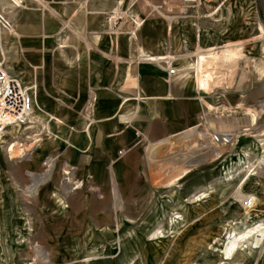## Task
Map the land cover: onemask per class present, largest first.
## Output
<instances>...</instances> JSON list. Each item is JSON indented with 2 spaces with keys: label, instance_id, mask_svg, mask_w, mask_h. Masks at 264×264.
<instances>
[{
  "label": "crops",
  "instance_id": "1",
  "mask_svg": "<svg viewBox=\"0 0 264 264\" xmlns=\"http://www.w3.org/2000/svg\"><path fill=\"white\" fill-rule=\"evenodd\" d=\"M223 1L215 0L213 8L218 11ZM206 3L176 18L163 12L169 0H23L19 7L0 0V13L12 26V32L0 28V59L9 72L19 70L13 75L36 85L41 113L47 117L42 132L54 135L43 155L53 156L45 162L49 173L57 159L73 166L71 177L89 178L105 189L109 172L111 184L119 182L122 198H128L123 184L140 180L142 145L150 163L153 148L193 132L201 104L230 112L231 129H252L254 134L229 148L238 158L245 153L256 160L264 152V76L225 72L217 83L215 77L210 78L214 83L207 81V91L195 77L204 50L243 41L241 47L249 52L253 40L264 39L262 23H256L253 35L250 24L233 18L228 20L233 32L213 34L221 25L218 17L209 21L197 15ZM124 10L120 30L106 33L109 12ZM216 10L210 15L216 16ZM164 55L172 59L173 74L162 62L145 59ZM120 150L126 152L119 155ZM71 177L65 176L66 185Z\"/></svg>",
  "mask_w": 264,
  "mask_h": 264
},
{
  "label": "rangeland",
  "instance_id": "2",
  "mask_svg": "<svg viewBox=\"0 0 264 264\" xmlns=\"http://www.w3.org/2000/svg\"><path fill=\"white\" fill-rule=\"evenodd\" d=\"M169 1L165 14L184 18L192 13L181 0ZM214 1H202L201 6L208 3L197 13L209 21L218 17L221 25L210 31L213 34L228 36L233 32L228 20L233 18L250 24L253 35L261 21L264 33V0H230L218 11ZM215 10L217 15L211 16ZM252 42L249 52L242 48L233 75L239 71L253 79L264 76V39ZM11 64L19 66L15 60ZM214 108L208 109L202 126L231 129V113ZM31 118L34 122L28 126L8 128L0 143V264H213L221 259L226 229L264 219V152L256 160L245 157L242 165L231 146L204 158L202 152H192L196 148L188 150V140L199 137L189 133L178 138L181 143L161 148L158 157L149 156L148 163L143 144L142 175L139 182H124L129 197L122 198L121 184L115 179L111 184L109 172L105 189L71 175L65 185L68 167L55 158L49 173L45 162L53 156L43 155L54 135L44 133L47 117L41 111L35 110ZM34 137L40 138L33 142ZM10 140L18 143L13 151H8ZM186 158L199 163L188 165ZM72 181L77 188L70 190ZM201 193L206 196L196 200ZM249 195L256 200L251 210L244 206ZM252 251L250 257L245 251L236 254L230 264H264V241L254 243Z\"/></svg>",
  "mask_w": 264,
  "mask_h": 264
},
{
  "label": "built area",
  "instance_id": "3",
  "mask_svg": "<svg viewBox=\"0 0 264 264\" xmlns=\"http://www.w3.org/2000/svg\"><path fill=\"white\" fill-rule=\"evenodd\" d=\"M23 0H13V4L15 6H22ZM202 1L207 0H181V6L185 9H194L201 6ZM161 8L160 5L155 7L156 11H159ZM124 11H111L107 15V22L108 26L105 29L106 33L115 34L120 30V22L125 16ZM134 24L139 25L138 23L134 22ZM0 28H5L8 31H11V24L7 19L3 17L0 13ZM166 57V58H164ZM159 58V59H158ZM148 61H156L162 62L165 66H167L168 74H173L174 69H170L171 64V57L167 56H157L155 59L154 56L152 57H145ZM196 60V57H195ZM4 59L3 57L0 59V143L4 140L5 132L8 128L12 126L16 127H25L29 124H32L34 121L31 118V115L34 113L35 110L42 111L41 105L37 100V93H36V85L33 83H25L22 81L18 76L11 74L5 67H4ZM202 90V89H201ZM213 92V90H212ZM207 106L201 104L200 111L197 115V122L194 125L199 126L201 130V137H193L191 143L189 142L188 150L192 148L196 153H200L201 151L211 150L210 147H230L237 144L240 137L245 136L246 134H252L253 132L251 128L244 127V128H234L229 130H215L208 125V127H203L202 122H206V118L208 116ZM207 124V123H206ZM193 125V126H194ZM202 126V127H201ZM205 126V125H204ZM40 138V137H39ZM11 141V140H10ZM9 141V142H10ZM190 147V148H189ZM8 149V148H7ZM126 150H120L118 153L122 155L125 153ZM65 167H68V170H73V166L64 164ZM73 182V187H75L76 181ZM72 187V188H73ZM75 189V188H73ZM244 203L247 209L251 210L254 208L256 200L254 196H247L244 200ZM243 208V207H242ZM244 209V208H243Z\"/></svg>",
  "mask_w": 264,
  "mask_h": 264
},
{
  "label": "bare ground",
  "instance_id": "4",
  "mask_svg": "<svg viewBox=\"0 0 264 264\" xmlns=\"http://www.w3.org/2000/svg\"><path fill=\"white\" fill-rule=\"evenodd\" d=\"M225 1L229 2V0H224L223 2H225ZM219 5H222V4L219 2ZM174 17L175 16H168L167 18L172 19ZM242 56H243V54H242L241 43H235V44L234 43H224L218 49H216L215 47L214 48L212 47V48H208V49L204 50V52H202L200 54L199 58L197 56L199 61H198L197 66H195L196 71L194 70L195 75H196L195 77L197 78V81L199 80L198 83L201 84L207 91L209 89V86L211 85V84L210 85L207 84L208 82L211 81L210 78L215 77L214 82L217 83V81L219 80V77L221 75H223L225 72L233 73V71H235L234 69L237 65L238 60L240 58H242ZM197 58H196V63H197ZM155 59H157V57ZM214 82H212V83H214ZM203 87H201V88H203ZM209 108H212V105H209ZM254 119L255 118L252 115L250 120L254 121ZM210 125L212 127L213 126L215 127V125H213V123H211ZM194 126H197V125H194ZM197 130L201 131L199 129V126L193 130L192 135H198L201 137V132L199 134L197 132L195 133V131H197ZM215 130H218V128ZM38 139L35 140V137H34V139H31V140H34L33 142H36ZM175 142L181 143V141L179 139L171 140L169 142L160 143V145H158L157 147H155L151 150L150 156L151 157H158L157 155H158V152L161 148H163L165 145H170V144L172 145V143H175ZM12 143L13 142L11 141L7 144L8 148L11 146L8 151H13L15 145H18L17 142L13 143V144ZM172 146H174V145H172ZM17 148H18V150L20 149L19 146ZM210 149L211 150L208 149V151H205V150L201 151L202 154H204V158L208 155V153L210 155L211 154H213V155L218 154L217 151H219L220 147H218V148L217 147H210ZM26 151L27 150L25 148L24 152H26ZM193 151H195V150H193ZM205 154H207V155H205ZM244 159H245V153L243 154L242 158H238V160H239L238 162H240V164L242 165V163L243 164L245 163ZM184 162H186V164H188V165H196L197 163H199L198 160L190 163L189 158H186ZM245 168H247V167L245 166ZM248 168H249V166H248ZM68 171H66V172L68 174H70L71 170H68ZM68 176H70V175H68ZM64 184H65V182H64ZM72 187H73V182H72L70 190H72L73 188H77V185L73 188ZM200 196L202 198V197H205L206 194L201 193L200 195H198L196 197V200L200 199V198H198ZM243 224H244V227H242V228L230 227V229L228 231L226 229V232L224 234L225 235L224 242H223L221 248L219 249L221 259L219 261L213 263V264H230L231 262L235 261V258H234L235 255L238 253L243 254L242 253L243 251H245V254H247L250 257V256H252V252H253L252 250L254 247V243L255 244L256 243H259V244L263 243V241H264V219L260 222H253L250 225H246V226H245V223H243ZM236 264H238V262H236Z\"/></svg>",
  "mask_w": 264,
  "mask_h": 264
}]
</instances>
